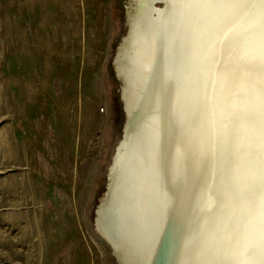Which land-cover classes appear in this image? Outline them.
<instances>
[{
  "label": "bare ground",
  "instance_id": "6f19581e",
  "mask_svg": "<svg viewBox=\"0 0 264 264\" xmlns=\"http://www.w3.org/2000/svg\"><path fill=\"white\" fill-rule=\"evenodd\" d=\"M127 12L99 230L118 264H264V0Z\"/></svg>",
  "mask_w": 264,
  "mask_h": 264
},
{
  "label": "rangeland",
  "instance_id": "374dc122",
  "mask_svg": "<svg viewBox=\"0 0 264 264\" xmlns=\"http://www.w3.org/2000/svg\"><path fill=\"white\" fill-rule=\"evenodd\" d=\"M129 8L0 0V264H118L97 211L127 119Z\"/></svg>",
  "mask_w": 264,
  "mask_h": 264
},
{
  "label": "crops",
  "instance_id": "0c3cea01",
  "mask_svg": "<svg viewBox=\"0 0 264 264\" xmlns=\"http://www.w3.org/2000/svg\"><path fill=\"white\" fill-rule=\"evenodd\" d=\"M12 21V18L10 17V8H9V43L13 44V35H12V26H10Z\"/></svg>",
  "mask_w": 264,
  "mask_h": 264
},
{
  "label": "water",
  "instance_id": "95a60500",
  "mask_svg": "<svg viewBox=\"0 0 264 264\" xmlns=\"http://www.w3.org/2000/svg\"><path fill=\"white\" fill-rule=\"evenodd\" d=\"M125 112H126V110H125ZM126 116H127V114H126ZM125 130V129H124ZM123 133H124V131H123Z\"/></svg>",
  "mask_w": 264,
  "mask_h": 264
}]
</instances>
